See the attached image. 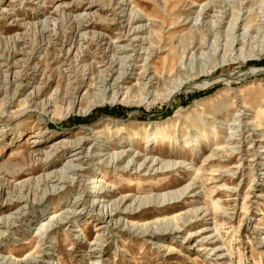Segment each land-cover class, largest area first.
I'll list each match as a JSON object with an SVG mask.
<instances>
[{
  "label": "rangeland",
  "instance_id": "1",
  "mask_svg": "<svg viewBox=\"0 0 264 264\" xmlns=\"http://www.w3.org/2000/svg\"><path fill=\"white\" fill-rule=\"evenodd\" d=\"M258 108L264 0H0V264H264Z\"/></svg>",
  "mask_w": 264,
  "mask_h": 264
},
{
  "label": "bare ground",
  "instance_id": "2",
  "mask_svg": "<svg viewBox=\"0 0 264 264\" xmlns=\"http://www.w3.org/2000/svg\"><path fill=\"white\" fill-rule=\"evenodd\" d=\"M171 69V68H170ZM155 70V69H154ZM157 71V70H156ZM155 71V72H156ZM147 72V70H145V73ZM246 74V73H245ZM245 74H243V75H241V76H244L245 77ZM239 77V76H238ZM260 112H261V110L258 108L257 109V118H259V119H262L263 118V116H264V114L262 113V114H260ZM127 123V122H126ZM156 126H158V125H156ZM165 128H166V126H162V125H159L158 127H157V129L160 131L159 132V135L157 134V136H155V137H153V138H149L148 140H147V143L149 144L150 142H152V144H156V145H158L159 143H161L162 145H164V144H169V143H171L172 141H174L175 139H176V137L175 136H172V135H169V133H168V131L167 130H165ZM124 129H126V126L124 125V124H122L120 127H119V130H124ZM214 130V126L213 127H211V129L209 128V130ZM121 132V131H120ZM205 132V131H204ZM211 133H210V131H209V133L207 132L206 134H204L203 135V137H201L200 139H196L195 140V143H192V145H194L195 146V148H194V151H196V150H199V149H197L198 147H199V145H203V142H206V141H208V139H209V135H210ZM215 139L216 140H220V136H219V134H216L215 135ZM137 142V141H136ZM217 149L219 148V147H222L221 145H220V143H217ZM187 146H188V144H187ZM196 149V150H195ZM202 149V148H201ZM200 149V150H201ZM187 150V149H186ZM196 170H197V173H198V169L196 168ZM106 173V172H105ZM136 182V180H133L132 182ZM139 181V180H138ZM134 182V183H135ZM136 183H138V182H136ZM99 186V188L97 187L94 191H93V193L94 194H96V193H99V192H103L102 190H100L101 189V184L100 185H98ZM103 187V186H102ZM101 197H102V195H101ZM55 216H58V213H56V212H54L51 216H49L51 219L53 218V217H55ZM56 220H59V219H56ZM55 220V221H56ZM52 224V223H51ZM51 226V225H50ZM56 226V225H55ZM49 227V226H48ZM50 228V227H49Z\"/></svg>",
  "mask_w": 264,
  "mask_h": 264
}]
</instances>
